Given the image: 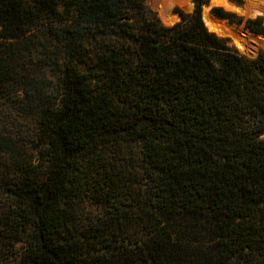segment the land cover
Returning a JSON list of instances; mask_svg holds the SVG:
<instances>
[{
    "label": "trees",
    "instance_id": "1",
    "mask_svg": "<svg viewBox=\"0 0 264 264\" xmlns=\"http://www.w3.org/2000/svg\"><path fill=\"white\" fill-rule=\"evenodd\" d=\"M206 1L164 25L146 0H0V105L35 139L0 138L18 264H264V27L243 54Z\"/></svg>",
    "mask_w": 264,
    "mask_h": 264
},
{
    "label": "rangeland",
    "instance_id": "2",
    "mask_svg": "<svg viewBox=\"0 0 264 264\" xmlns=\"http://www.w3.org/2000/svg\"><path fill=\"white\" fill-rule=\"evenodd\" d=\"M230 1L243 6L236 7L227 0H212L209 8L203 10L202 7L207 1L202 3L201 16L203 17L204 23L211 32H214L218 36H225L226 42L229 46L236 48L239 52L248 56L257 55L256 53L258 51L261 36L255 35L256 33H250L248 30L244 29L243 26L246 20L258 18L264 27V14L245 16V1ZM167 2H171V4L169 8L164 9L165 4L161 0H146V4L150 10L156 13L157 17L164 25H171L172 23L178 22L181 19L179 11L191 14L195 9V3L193 0H185L184 3L177 2V0H165V3ZM213 7H222L225 11L233 13L235 17L241 18L242 22L240 24L237 23L239 25L238 27L234 25L236 22H230L231 24H228L226 21L228 19H221L211 12ZM210 19L215 22H212ZM227 27L231 30H227ZM48 75L49 78L57 83V77L55 75L51 72H48ZM32 129V124L25 118L19 116L18 111L13 109L8 101L7 105H0V138L3 137L10 142H15L17 146L23 147L26 152L32 154V151L34 150L33 144L35 143V139L32 136ZM0 151L2 152L3 150L0 149ZM3 157L4 154L0 153V161H2ZM85 209L86 211L92 209V211L95 212L96 207L88 201L86 202ZM7 212L8 207L6 205V200L0 193V264H18L21 255V243L14 244L12 240L9 238L6 239L3 236L6 234L4 232L6 231V228L3 225V222L5 218L4 215H6Z\"/></svg>",
    "mask_w": 264,
    "mask_h": 264
},
{
    "label": "water",
    "instance_id": "3",
    "mask_svg": "<svg viewBox=\"0 0 264 264\" xmlns=\"http://www.w3.org/2000/svg\"><path fill=\"white\" fill-rule=\"evenodd\" d=\"M227 1H229V2H231L230 0H227ZM211 2H212V0H207V2L203 5V7H202V9L204 10V9H208L209 8V6L211 5ZM234 6H236V7H242V6H240L238 3H234V2H231ZM203 10H202V13H203ZM209 14H211V13H209ZM213 16V15H212ZM180 18H181V16H180ZM219 18H221V19H223L222 17H219ZM201 19H202V21H203V23H204V20H203V18H202V16H201ZM181 20V19H180ZM226 20V19H225ZM227 22H228V24H231L230 23V21H228V20H226ZM162 23V22H161ZM172 24H174V23H172ZM171 24V25H172ZM204 25H205V23H204ZM234 25L236 26V27H238L239 25L237 24V23H234ZM205 27L207 28V26L205 25ZM243 28L244 29H246V30H248L249 32H251V33H253L252 31H250L249 29H247L245 26H243ZM207 30L209 31V32H211L208 28H207ZM212 33H214V32H212ZM257 34V33H256ZM219 37H222V38H226L225 36H219Z\"/></svg>",
    "mask_w": 264,
    "mask_h": 264
}]
</instances>
